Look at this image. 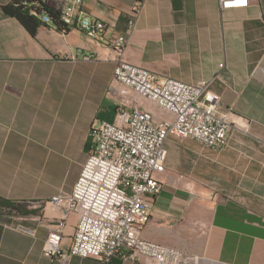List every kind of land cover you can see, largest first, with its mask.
<instances>
[{"label": "crops", "instance_id": "crops-1", "mask_svg": "<svg viewBox=\"0 0 264 264\" xmlns=\"http://www.w3.org/2000/svg\"><path fill=\"white\" fill-rule=\"evenodd\" d=\"M135 3L85 0L88 17L107 27L101 42L48 25L31 36L0 9V198L19 205L0 217V264H143L43 255L62 219L48 201L71 191L91 148L90 129L114 120L111 40L126 33ZM247 3L223 10L219 0H142L126 35L125 61L186 83L211 79L221 110L244 120L219 153L191 139L164 143L160 192L141 236L181 251L184 264H264V0ZM137 100L156 121L169 118ZM76 224L74 214L64 222L63 248Z\"/></svg>", "mask_w": 264, "mask_h": 264}, {"label": "built area", "instance_id": "built-area-1", "mask_svg": "<svg viewBox=\"0 0 264 264\" xmlns=\"http://www.w3.org/2000/svg\"><path fill=\"white\" fill-rule=\"evenodd\" d=\"M52 2L51 0H39ZM136 0L124 35L112 38L116 53L110 90L117 92L112 122L99 121L89 132L90 151L69 193H58L49 201L62 219L52 225L43 248L50 261L68 263L73 257L103 263L114 257L143 264H184L181 251L142 238L150 221L152 200L160 192L157 174L164 171L167 138L191 139L219 153L228 143L231 129H243L244 120L219 106L220 96L211 89V79L186 83L158 77L122 57L126 35L140 12ZM85 0H66L57 5L58 19L68 29L81 31L101 42L107 27L88 17ZM247 0H219L221 9L247 7ZM41 21L50 24L46 15ZM84 59H88L84 57ZM138 98L152 103L168 119L156 121ZM77 216L75 232L68 248H63L64 222Z\"/></svg>", "mask_w": 264, "mask_h": 264}, {"label": "trees", "instance_id": "trees-1", "mask_svg": "<svg viewBox=\"0 0 264 264\" xmlns=\"http://www.w3.org/2000/svg\"><path fill=\"white\" fill-rule=\"evenodd\" d=\"M2 13L17 20L20 25L31 35L34 36L40 26L48 25L54 27L58 32H67L68 28L59 19V12L49 1L39 0H12L0 6ZM46 15L50 24L41 21L40 17ZM89 150V143L86 146ZM19 205L13 201L0 198V217L12 215L18 212Z\"/></svg>", "mask_w": 264, "mask_h": 264}, {"label": "rangeland", "instance_id": "rangeland-1", "mask_svg": "<svg viewBox=\"0 0 264 264\" xmlns=\"http://www.w3.org/2000/svg\"><path fill=\"white\" fill-rule=\"evenodd\" d=\"M105 121V120H104ZM107 122H109V121H107Z\"/></svg>", "mask_w": 264, "mask_h": 264}]
</instances>
